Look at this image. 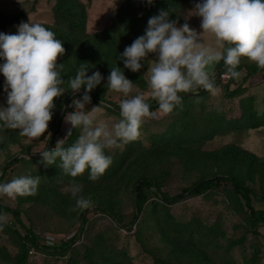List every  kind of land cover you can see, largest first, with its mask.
Wrapping results in <instances>:
<instances>
[{"label": "rangeland", "instance_id": "374dc122", "mask_svg": "<svg viewBox=\"0 0 264 264\" xmlns=\"http://www.w3.org/2000/svg\"><path fill=\"white\" fill-rule=\"evenodd\" d=\"M78 1L85 7L86 33L101 34L99 41L106 49L110 41L119 39V32L124 33V38L117 42L121 43V49L130 46L136 38L145 34L149 18L161 9L170 11L169 19L177 20L178 27L188 23L198 33L203 31L200 26L202 18L189 16L190 10L202 0H153L151 5L147 0ZM56 2L0 0V12L11 16L22 14L26 23L53 25L52 10ZM18 26L12 24L0 28V33L17 34ZM103 33H109L108 39L103 37ZM202 39L206 45L215 46L212 34L205 33ZM93 40V43L98 42ZM92 45L95 49L96 45ZM156 58V54L150 53L146 60L141 61L142 68L138 72L125 68L122 61L113 62L115 66L122 63L120 69L134 83V91L130 95L144 94L151 110L157 115L145 119L136 141L126 144L118 141V147L105 149L106 155L113 159L105 172L107 178L101 176L96 181H79L78 177L57 170L56 176L48 175L53 177L51 181H41L44 183L39 184L35 196H18L15 199L0 196L1 204L20 209L23 223L41 239L50 237L59 245L68 237H77L69 254L48 255L37 251L36 255L27 258L25 264H92L89 257L91 261L102 259L105 264H264V223L255 227L249 223L244 202L224 181L213 184L201 194H185L173 203H164L149 193L148 201L159 205L150 213L146 212V205L142 216L130 224L134 203L129 181L132 183L142 176L155 179L160 183L162 192L173 196L201 179L240 175L239 178L251 189L253 209L264 210L263 72H251L256 63L242 57L238 66L241 76L233 83L219 80L215 93L208 91L201 95L202 89L199 94H193L191 100L183 101L182 106L171 114H163L158 110V102L151 98L147 83L148 67ZM64 60V55L58 56L57 63L64 65L62 73L67 72L68 67ZM90 66L89 76L99 71L104 77L95 87L104 89V101L86 104L85 110L91 111L94 106H100L97 121L111 127L122 117L120 110L108 102L119 106L125 97L122 93L108 90V73L101 72L96 65ZM4 83L5 77L0 73V106L7 107ZM238 86L240 91L232 93ZM78 94L68 90L54 98L55 109L48 131L38 139L23 137L17 129L0 127V139L4 142H0V172L3 166L8 168L2 183L20 176H31V170L46 166L43 162L9 165L13 158L28 157L24 154L26 147L30 148L32 156L45 151L49 133L52 134L54 120L58 117L62 118L54 147L58 139L67 136L72 126L64 120L65 114L70 113L65 111L64 99L68 95L74 96L73 99H82ZM249 117L251 120H248ZM80 134L81 129L78 128L73 143ZM14 136L16 143L10 140ZM125 153V159L119 163V157ZM59 164L60 161L58 167ZM73 184L83 185L82 195L93 201L91 209L69 210L75 207V200L69 191ZM53 192L58 194L56 199L51 195ZM107 201L115 204L123 219L122 225L97 208L99 203ZM11 222L14 221L9 213L0 215V248L4 249L1 254H8V258L0 254V264H12L18 251L16 237L2 226ZM16 228L23 234L21 229Z\"/></svg>", "mask_w": 264, "mask_h": 264}, {"label": "clouds", "instance_id": "9594fccd", "mask_svg": "<svg viewBox=\"0 0 264 264\" xmlns=\"http://www.w3.org/2000/svg\"><path fill=\"white\" fill-rule=\"evenodd\" d=\"M147 3L151 5L153 0ZM191 15L202 18L201 33L188 23L178 27L177 20L169 19L170 11L161 9L149 18L145 34L126 46L119 57L125 68L138 72L141 61L150 53L156 54L146 73L147 83L151 98L158 102V110L163 114H171L182 106L180 93H194L200 88L215 93V66L221 61L227 69L225 75L237 79L241 76L236 69L242 57L264 68V0H202L190 10ZM205 33L214 36L215 46L204 43ZM65 51L55 33L40 23L21 22L17 34L0 33V58L5 61L0 65V73L5 77L7 94V107L0 106V127L17 129L23 137L38 139L48 131L54 98L68 90L75 94L84 87L82 99L74 98L68 105L75 110L64 116L72 126L67 136L40 155L46 165L59 158V167L71 177L88 170L89 179L96 181L113 163L105 149L118 147V141L126 144L139 139L145 119L156 117L157 112L151 110L144 94L130 95L134 83L119 67H112L106 86L125 97L119 103L122 118L111 127L98 122L100 106L86 111L85 105L91 103L89 93L104 77L99 71L89 76V67L82 64L76 75L65 81L61 76L64 65L57 63L58 56ZM76 128L81 129V134L65 147ZM40 180L30 175L13 178L0 184V196H35ZM69 191L75 200L70 211L93 207L91 198L82 195L83 185L73 184Z\"/></svg>", "mask_w": 264, "mask_h": 264}, {"label": "trees", "instance_id": "16d2710c", "mask_svg": "<svg viewBox=\"0 0 264 264\" xmlns=\"http://www.w3.org/2000/svg\"><path fill=\"white\" fill-rule=\"evenodd\" d=\"M52 12L54 15L55 24L53 25L45 24L43 26H45L46 28H48L49 30L55 33L56 38L61 40L63 47L66 50L64 54L65 62L63 63H67L68 65L66 69L67 72H64V73L61 72V76L65 81H67V79L73 78L76 75L77 70L81 67L82 64L89 67L87 70V74L90 72V68H91L90 65H96L97 68L101 70V72L110 74L112 67L120 68L122 63H124L123 60L119 59L120 55L123 53L124 50L121 49V43L120 44L117 43L120 38L121 39L124 38V33L119 32L118 33L119 39H113L112 41H110L109 48L106 49L104 45L101 44V42L99 41L101 34L90 35L86 33L85 31V19H86L85 7L81 2H79L78 0H57ZM21 22H24L22 14H15L11 16V15H5L0 12V28L1 29L9 25H12V24H20ZM104 35L103 37L105 39H108L109 33H105ZM93 39H96L98 42L93 43L92 42ZM92 44L96 45L95 49H93ZM92 52H95V53L92 54ZM114 61H122V63L118 66H115L113 65ZM4 62H5L4 59H0V65H2ZM215 69H219L217 76L215 78V85H216L217 81H219V74L222 72H226L227 69L223 61L217 64L215 66ZM236 70L239 71V68H237ZM256 71H262L264 75V68H260L256 66L251 69V72H256ZM235 79L236 78L230 77V79L227 81V84L233 83ZM244 79L246 80V78ZM66 86L67 84L64 85V87ZM240 89L241 87L238 86L231 92L238 93ZM200 90H202V88L197 89L195 92L199 94ZM84 91H85V88L82 87L79 91L78 96H83ZM206 92L208 91L203 89L201 91V95ZM103 94H104V89L98 90L94 88L89 93V95L91 96V102L104 101ZM179 95L183 97V101L187 99L191 100L192 98H194L193 94L189 96L187 93H180ZM73 97L74 96L69 97L67 100H66L67 97L64 99V102L66 101L65 111H69V112L74 111V107L68 106V105H71ZM108 104L120 110L119 106L115 105L113 102L109 101ZM61 118L62 117H58L54 120V125H53L54 130L52 132L53 138H52L51 146L48 150H51L54 147V142L56 140L57 133L59 132V128H60ZM248 120H251V118L249 117ZM77 132H78V128L72 129V134L67 138L65 145H64L65 147H68L73 144L72 140H73V137L77 134ZM50 137L51 136H49V139ZM10 140L12 143L17 142V138L15 136L10 138ZM0 142L4 143L1 139H0ZM29 149H30L29 147H26V150L24 153L26 156H28L27 158L25 157L13 158L10 161L9 166H12L15 163H20L22 165L42 163V160H43L42 156H40V154H36L33 156L30 155ZM46 149H47V146H46ZM126 153L122 157H119V159H121L119 163L123 162V160L126 157ZM58 161H60L59 158L54 164L46 165L45 167L40 166V167H37L35 170H31V176L40 177L41 178L40 183L43 179H47L48 181H51L53 177H48V175L56 176V171L62 170L60 167L57 166ZM119 163L116 164L115 170L117 168V165H119ZM7 170L8 168H6L0 176V184H2V180L7 175ZM87 172L88 171L86 170L83 175L77 176L79 181H88L89 175ZM239 177L241 176L240 175L236 176L235 174H233L229 177L215 176V177L201 179L198 182L194 183L192 186L182 189L180 193L173 195V196H169L168 194L162 192L160 183L157 182L153 178L142 176V177L135 179L132 183L129 181V183L131 184V191H132L133 203H134V211H133L132 220L130 224L134 223L136 220H138L142 216V213L146 205H148L146 212H149V213L153 211L154 209H156L157 205H159L157 202L148 201L149 193L156 196L158 199H160L164 203H173L179 200L180 198H182L185 194H188V195L201 194L204 191L210 189L213 184H218V182L220 181H224L228 183L232 187L233 192L235 194H238L241 197L248 211V221L253 227L257 226L258 224L262 222L264 223V210H254L253 209L251 189L247 186L245 181ZM66 178H70V177L66 175ZM103 178H107L105 177V174L103 175ZM46 191H47V187H46ZM43 194H44V191L42 190L41 196H43ZM45 194L47 195V193ZM51 195H54V198L58 197V194L56 192L51 193ZM97 208L101 212L111 217L119 225H122L123 219L119 215L118 210L115 207L114 203H112L111 201L99 203ZM5 213H9L10 215H12L14 222H11L10 225L4 224L2 226L5 227V229L8 232L13 233L17 239L16 242H17L18 251L16 255L13 257L14 262L12 264H25L27 261V258L29 257L28 255L29 247H33L36 251H42L44 254L56 255V253H59L61 256V255L69 254L71 250L73 249L72 246H75L73 245V243L77 240V237L75 235H73L68 240L62 242L59 245L58 244H53V245L40 244L39 240L40 241L42 240L41 237H39V235L31 231V229L28 226H26L23 223L22 219L20 218V213H21L20 209L18 208L12 209L0 203V215H3ZM147 217H148V214H147ZM16 226L23 231V234L18 231ZM131 226L129 228H131ZM94 248L95 250L97 249L96 246H94ZM2 252H4V249L0 248V254ZM1 256L3 258H8V254L6 253L1 254ZM89 260L92 264H105V261L102 259H99L97 261H91L92 259L89 257Z\"/></svg>", "mask_w": 264, "mask_h": 264}, {"label": "built area", "instance_id": "2783aa9c", "mask_svg": "<svg viewBox=\"0 0 264 264\" xmlns=\"http://www.w3.org/2000/svg\"><path fill=\"white\" fill-rule=\"evenodd\" d=\"M226 72H222L219 74V80H224V81H228L230 79L229 76L225 75ZM70 237L67 238V240L69 239ZM66 240V239H65ZM39 243L40 244H47V245H53L55 244V239L53 238H50V237H45V238H42V240L40 241L39 240ZM38 252L33 248V247H29L28 248V255L29 256H33V255H36Z\"/></svg>", "mask_w": 264, "mask_h": 264}, {"label": "water", "instance_id": "95a60500", "mask_svg": "<svg viewBox=\"0 0 264 264\" xmlns=\"http://www.w3.org/2000/svg\"><path fill=\"white\" fill-rule=\"evenodd\" d=\"M218 71H219V69H216V70H215V78H216V76H217ZM187 94H188V95H192V94H197V93L194 92V93H187ZM69 97H70V95L67 96L66 100H67ZM65 105H66V101L64 102V108H65ZM52 138H53V134L51 135V137H50V139H49V141H48V145H47V149H46V150H48V149L50 148L51 143H52ZM46 150H45V151H46ZM40 156H41V155H40ZM5 168H6V165L2 167L1 172H0V176H1V174L4 172Z\"/></svg>", "mask_w": 264, "mask_h": 264}]
</instances>
